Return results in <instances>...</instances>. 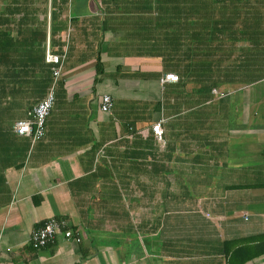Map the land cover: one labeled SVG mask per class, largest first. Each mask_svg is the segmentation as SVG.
I'll use <instances>...</instances> for the list:
<instances>
[{
  "label": "crops",
  "instance_id": "crops-1",
  "mask_svg": "<svg viewBox=\"0 0 264 264\" xmlns=\"http://www.w3.org/2000/svg\"><path fill=\"white\" fill-rule=\"evenodd\" d=\"M192 3L0 6V14L19 7L26 20L45 23V54L63 56L46 133L35 144L14 126L53 86L52 65L46 62L39 81L30 73L19 81L29 95L40 88L36 97L14 96L11 87L0 92V264H264V0H238L239 31L249 26L252 41L244 74L221 60L214 74L198 65L189 76L170 60L172 49L183 52L185 67L194 49L207 55L201 31L199 46L176 44L192 40L187 24H204L174 11ZM240 37H216V47L229 50V40ZM167 73L179 82L163 84ZM208 81L228 94L216 107L208 103ZM104 94L113 97L109 113L101 110ZM161 119L165 145L152 130ZM51 218L65 220L82 240L61 232L34 248L32 232Z\"/></svg>",
  "mask_w": 264,
  "mask_h": 264
},
{
  "label": "trees",
  "instance_id": "trees-1",
  "mask_svg": "<svg viewBox=\"0 0 264 264\" xmlns=\"http://www.w3.org/2000/svg\"><path fill=\"white\" fill-rule=\"evenodd\" d=\"M192 1L193 3L190 9H186L184 11L183 9H175L174 11L180 16H184L185 14V16L187 17H189L190 15L191 17H199L200 15H202L198 7L199 2L198 0ZM230 1L236 2L235 0ZM206 10H208L209 15V19L207 18L208 26L206 27V29H209V31L206 32V38L202 37L203 39L201 42L197 41L196 38H199V31L195 32L192 25L190 24H187L186 28L183 29H186V33H188V36L192 37L191 43H193V46H195L197 42H204V44L207 43V55H202V57L200 58L201 60L199 61H202V63H200L199 65H202L203 67L207 66V71L210 75L214 74V69L216 68V65H219L221 60L222 62L224 61V64L227 66L234 65L236 67V65L238 64H236V62L232 63L231 61L233 58V54L235 53V49L237 48V45L250 44L252 43V41H249L247 38H245L249 26H246L244 31H239L242 28H240L237 23L235 24L232 23V21H228V24H224L222 22V18L230 19V16H228V14L224 15V11L220 14V17H217L220 18L219 20H217L215 15L216 9L209 8L208 6ZM189 11L191 14L188 16ZM14 16H17L18 18L15 30H13L14 28L12 26V17ZM28 16H30L28 12L22 10L19 7H13L11 9L5 8L0 14V92H3L8 87H11L14 96L26 95V93L28 92L25 91V88L23 89L25 83H19V81L22 82V80H25V78L27 80V77H29V73L31 80H34L36 77L35 80L39 81V77H42V74H44L43 67L47 64L45 54V31L47 30V25L45 26V23H32L29 20H26ZM38 24L42 25V29L38 28ZM242 27H244V25ZM234 28L238 31L233 30ZM238 34L241 35V39H234L233 43L231 40H229V50H222L220 49V47H216V37L225 40L226 35L230 37L234 35L236 38V35ZM51 37H53V24H51ZM176 44L183 46L184 40L181 41L180 39H177ZM225 44L226 42H223V45ZM24 48L27 49L25 54L22 53ZM219 52L223 55L218 56V54H220ZM21 53L22 56H20ZM193 56L198 57V60L199 52L195 51L193 53ZM239 64H241V62H239ZM40 67H42V70L39 69ZM240 68L241 66L238 65V67L235 68L236 70L234 69L233 71L236 72ZM47 74L49 75V71ZM189 76H191V74H189ZM207 86L209 87L208 93H211L212 96V98L209 99L208 103L212 104L214 107H216V105L219 103V100H223L224 98L228 97L227 94L224 97L218 98L213 93V89H215L216 87L213 86L211 81H208L206 87ZM39 89L40 88L32 89V91H30L29 97L34 98L39 95V93L41 94ZM44 91L45 89L43 90V92ZM11 132L14 133L12 128ZM2 140H4V138H2Z\"/></svg>",
  "mask_w": 264,
  "mask_h": 264
},
{
  "label": "built area",
  "instance_id": "built-area-1",
  "mask_svg": "<svg viewBox=\"0 0 264 264\" xmlns=\"http://www.w3.org/2000/svg\"><path fill=\"white\" fill-rule=\"evenodd\" d=\"M46 62L52 65L54 76V84L38 104H36L29 112L28 117L20 119L14 126V131L18 136H26L31 138L32 144L44 138L46 133V121L51 114L55 104V89L54 86L57 80L62 75L63 56L47 51ZM180 77L176 73H167L161 82L177 83ZM213 93L218 97H224L226 92L217 88L213 89ZM113 107V97L110 94H104L101 101V110L109 113ZM154 137L159 144H166L164 120H158L152 125ZM67 222L57 218L47 220L44 225L32 232L30 243L34 248H44L52 243L59 233H63L66 238H74L77 242L82 240V235L79 231L65 229Z\"/></svg>",
  "mask_w": 264,
  "mask_h": 264
},
{
  "label": "rangeland",
  "instance_id": "rangeland-1",
  "mask_svg": "<svg viewBox=\"0 0 264 264\" xmlns=\"http://www.w3.org/2000/svg\"><path fill=\"white\" fill-rule=\"evenodd\" d=\"M199 2V10L200 12L202 13V15L199 16L200 19H204L202 23L204 24H196V25H192V27L195 29V32L196 31H201V36L203 38H206V32L209 31V29H206V27L208 26V21H207V18L209 19V15H208V10H206L209 6V8H212V9H216V18L217 17H220V14L225 11V14H228V16H230V19L229 18H222V22L224 24H228V21H232V23H237L239 24V20H238V10H239V6H238V0L236 1V6L233 7V6H230L228 8V1L226 0H198ZM204 2V3H203ZM7 3V0H0V6L1 5H6ZM34 12L35 9H32ZM206 10V11H205ZM215 11V10H214ZM37 12H41V10H38L37 9ZM35 18H38L39 16L35 13ZM224 17V16H223ZM200 19L198 22H200ZM220 18H217V20H219ZM17 16H14L12 17V23H13V30L16 29V23H17ZM38 28L39 29H42V25L38 24ZM205 40V39H204ZM203 43V42H202ZM193 45V43H191V41L189 40H186L184 41V46L182 47V49H185L188 48L189 46ZM198 44V43H197ZM199 46V44L197 45ZM248 45H237V48L235 49V54L233 56V59H232V63H235V62H238V65L241 66V65H246L250 60L247 59V49ZM176 49H172L170 52V56H171V59L173 62L175 61L176 63H181L182 62V67L186 69V71H188V74H194V68H196V66H198L201 62L200 59L197 60L198 57L195 58V60L192 61V63L190 64L189 62V66L187 65L186 67L184 66L185 63H183V61L185 60V57H182V51H180V53H176L175 52ZM194 50H197L198 52L200 51L199 48L197 49H194ZM233 52V50H232ZM172 57L174 59H172ZM199 57H202V56H199ZM239 62H243V64H239ZM244 65V66H245ZM203 67V66H202ZM239 73H242L244 74L245 72L239 70ZM244 77V75H243ZM29 94L27 93L26 96H28Z\"/></svg>",
  "mask_w": 264,
  "mask_h": 264
}]
</instances>
